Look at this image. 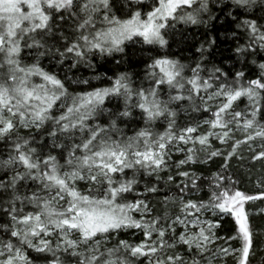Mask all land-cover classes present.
<instances>
[{"label":"snow or ice","instance_id":"1","mask_svg":"<svg viewBox=\"0 0 264 264\" xmlns=\"http://www.w3.org/2000/svg\"><path fill=\"white\" fill-rule=\"evenodd\" d=\"M143 3L0 0V264H253L264 242L247 210L264 203V0H230L228 13L254 72L209 67L202 46L194 66L152 58L147 87L126 71L104 87L69 75L129 42L167 47L176 23H206L211 0ZM134 111L142 126L129 135ZM181 113L205 118L178 127Z\"/></svg>","mask_w":264,"mask_h":264},{"label":"trees","instance_id":"2","mask_svg":"<svg viewBox=\"0 0 264 264\" xmlns=\"http://www.w3.org/2000/svg\"><path fill=\"white\" fill-rule=\"evenodd\" d=\"M232 12L235 15V11L230 6V0H223L222 3H218L217 0H211L210 3V13H205L202 15V19L206 23L197 24H185L183 22L176 23L175 29L169 30V34L166 36L169 44L165 48H160L157 45H135L129 42L125 54H116L114 57L106 58H94L95 69H87L80 67L79 70H73L69 75L80 76L81 78H87L90 80V84L95 87L108 86L107 80L103 79L105 75L114 76L120 72H128L132 75L135 85L143 84L145 87L148 86L147 76V65L152 62V58L167 55L174 59H179L182 63L194 66L195 62L201 59L200 49L206 50L204 55L207 57V66L215 64L221 66L225 71L232 72L236 70H243L246 73L254 72L255 66L250 63L253 57H246L241 59L235 52V48L238 44H243L244 36L242 29L236 28V22L232 20V17L228 15ZM262 13L257 11L256 15H261ZM209 15L215 17L214 19H209ZM243 18V17H241ZM236 32L240 35V39H233L232 33ZM215 39V44L210 46L211 40ZM255 59L258 62L264 61V53L256 56ZM120 61L119 64L116 61ZM42 65L48 70L58 71L61 78L64 76V68H57L54 63H50L48 59L42 61ZM94 76H101L100 80L92 79ZM86 86H81L85 88ZM80 90V89H77ZM243 106V105H242ZM106 107L113 110L123 109V101L116 98H111L110 101H106ZM133 115L137 117V120H133L127 124L128 134H132V129L138 126H142V123L138 124V112L134 111ZM203 119L204 114L196 116L192 114L191 116H186L181 113L178 118L177 126L182 127L186 120L188 119ZM121 127H124L121 124ZM157 129L163 131V127L160 122L157 123ZM26 134V133H25ZM39 139V137H37ZM47 142V141H45ZM5 146L0 144V150H3ZM182 158L174 156L173 159ZM219 161H217V164ZM217 164H209L203 166L205 170V175L207 171H215ZM260 165H256L253 169V178L260 175ZM197 170H202L197 168ZM131 176V171L127 173ZM154 179V178H153ZM145 180L142 178L141 186L139 190H143V183ZM245 187L253 189L254 185L251 182H246ZM153 203H156L155 197H150ZM158 208H163V205L157 204ZM252 213V223L255 225L256 233L264 241V203L260 201L255 202V206L247 209ZM4 222L0 219V223ZM230 227V224L225 225V229ZM222 233V234H226ZM0 235H3L0 232ZM121 238L131 239L132 233L122 235ZM34 257V254L30 253ZM253 264H264V242H258L256 252L253 258Z\"/></svg>","mask_w":264,"mask_h":264},{"label":"rangeland","instance_id":"3","mask_svg":"<svg viewBox=\"0 0 264 264\" xmlns=\"http://www.w3.org/2000/svg\"><path fill=\"white\" fill-rule=\"evenodd\" d=\"M214 1V0H213ZM150 3V0H144V3L140 5L142 8L147 9L148 4ZM135 45H142L139 41L135 43ZM158 46V45H157Z\"/></svg>","mask_w":264,"mask_h":264}]
</instances>
